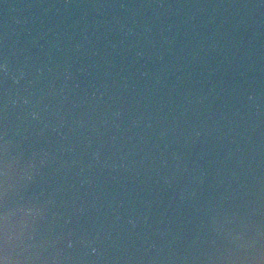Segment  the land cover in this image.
I'll use <instances>...</instances> for the list:
<instances>
[{
	"label": "water",
	"instance_id": "1",
	"mask_svg": "<svg viewBox=\"0 0 264 264\" xmlns=\"http://www.w3.org/2000/svg\"><path fill=\"white\" fill-rule=\"evenodd\" d=\"M0 159L3 264H264V0H0Z\"/></svg>",
	"mask_w": 264,
	"mask_h": 264
},
{
	"label": "snow or ice",
	"instance_id": "2",
	"mask_svg": "<svg viewBox=\"0 0 264 264\" xmlns=\"http://www.w3.org/2000/svg\"><path fill=\"white\" fill-rule=\"evenodd\" d=\"M6 151V150H5ZM7 176V163L6 159H0V177L3 179L0 180V199L6 201L7 189L4 186ZM8 228H7V217L4 218L3 222H0V242L8 243ZM0 264H3V261H0Z\"/></svg>",
	"mask_w": 264,
	"mask_h": 264
}]
</instances>
